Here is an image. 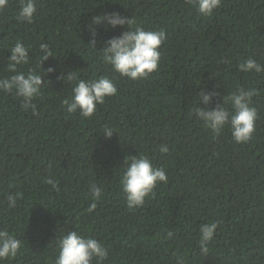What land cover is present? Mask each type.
<instances>
[{
	"label": "trees",
	"instance_id": "trees-1",
	"mask_svg": "<svg viewBox=\"0 0 264 264\" xmlns=\"http://www.w3.org/2000/svg\"><path fill=\"white\" fill-rule=\"evenodd\" d=\"M35 5L31 23L18 19L19 0L0 9V77L10 75L6 59L21 42L30 61L18 70L41 71L45 80L32 101L35 112L25 110L15 91H0V229L22 245L3 264H54L56 237L70 229L102 243L108 252L102 264H264V72L238 70L249 57L264 65V0H222L210 16L188 0ZM105 12L166 32L158 68L148 78L121 77L97 50L126 26H97L96 49L87 45L86 25ZM41 43L55 56L40 68ZM71 71L82 80L107 75L117 94L90 117L69 113L62 101L74 81L62 76ZM239 88L256 89L255 131L246 143H236L228 126L214 135L193 114ZM201 89L216 93L210 104H198ZM105 127L117 134L106 138ZM161 144L167 153L159 151ZM129 155L147 156L168 177L134 208L121 191ZM93 183L102 195L88 211ZM17 193L16 207L9 208L8 195ZM214 222L204 253L199 229Z\"/></svg>",
	"mask_w": 264,
	"mask_h": 264
},
{
	"label": "clouds",
	"instance_id": "clouds-1",
	"mask_svg": "<svg viewBox=\"0 0 264 264\" xmlns=\"http://www.w3.org/2000/svg\"><path fill=\"white\" fill-rule=\"evenodd\" d=\"M202 16H210L213 11L221 6L222 0H188ZM8 0H0V9H3ZM36 13L35 0H19L18 19L31 23ZM135 21L131 17H124L117 12H105L95 15L86 25L89 30L90 40L87 44L93 49L97 43V26H105L115 29L118 26H126L127 30L117 36H112L103 42L100 51L101 58L106 65L111 66L115 73L131 80L146 79L155 72L160 61V46L167 39L164 30H148L143 27H133ZM39 65L49 57L55 56L49 44L39 45ZM7 57V77H0V91L11 93L15 91L18 97L23 99L25 110L32 108L34 97L41 94V88L45 83L43 73H25L18 70L20 66L30 61L29 50L21 42L15 43ZM227 63V61H225ZM241 72H264V65L251 57L238 64ZM49 67L47 72H53ZM74 81L69 98L62 101L69 113L79 112L83 117H90L96 111L99 104H103L107 97L117 94V87L107 75H101L95 79H79L74 71L62 76ZM214 92H206L201 89L197 93L198 104L208 105L212 102ZM256 95V89L245 90L239 88L222 98V103L205 109L200 106L193 110L195 117L202 121L204 127L214 135H219L225 126L231 131L232 138L236 143H246L255 131L257 110L252 106V97ZM102 133L110 138L116 133L112 128L105 127ZM117 134V133H116ZM161 153H167V145L159 146ZM124 171L121 177V191L124 194L129 208L142 206L145 197L153 192L158 183H167L168 177L163 168L153 166L151 160L144 155H129L123 160ZM46 183L54 189L58 187L56 180L47 178ZM93 202L88 211L96 207L95 201L102 195V188L93 183L90 185ZM19 193L7 197L9 208H15ZM217 223L203 224L200 226L199 246L201 251H208V244L212 241ZM21 240L8 230L0 229V264L5 260L15 258L21 249ZM57 254L54 264H102L107 258L108 252L102 243L90 236H83L78 230L70 229L56 237Z\"/></svg>",
	"mask_w": 264,
	"mask_h": 264
}]
</instances>
